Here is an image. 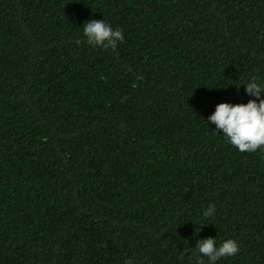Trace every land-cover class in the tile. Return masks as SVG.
<instances>
[{
  "label": "trees",
  "instance_id": "trees-1",
  "mask_svg": "<svg viewBox=\"0 0 264 264\" xmlns=\"http://www.w3.org/2000/svg\"><path fill=\"white\" fill-rule=\"evenodd\" d=\"M252 77L264 0H0V264H264V151L207 121Z\"/></svg>",
  "mask_w": 264,
  "mask_h": 264
},
{
  "label": "clouds",
  "instance_id": "clouds-1",
  "mask_svg": "<svg viewBox=\"0 0 264 264\" xmlns=\"http://www.w3.org/2000/svg\"><path fill=\"white\" fill-rule=\"evenodd\" d=\"M83 38L89 45L115 49L123 39L120 28H113L103 19H91L82 24ZM78 39L75 43L78 45ZM244 86V92L251 97L246 103H218L207 121L215 125V132L240 152L264 151V82L252 77ZM215 206L209 204L204 217L214 214ZM187 251V250H186ZM239 251L237 242L226 239L219 244L215 237L196 241L192 264H216L222 258L232 257ZM125 264H133L131 259Z\"/></svg>",
  "mask_w": 264,
  "mask_h": 264
}]
</instances>
